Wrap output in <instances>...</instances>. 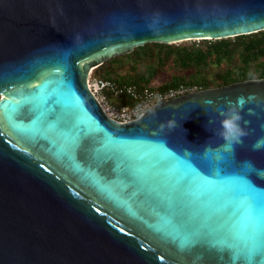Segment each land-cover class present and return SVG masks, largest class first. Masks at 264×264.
Returning a JSON list of instances; mask_svg holds the SVG:
<instances>
[{
    "label": "water",
    "instance_id": "1",
    "mask_svg": "<svg viewBox=\"0 0 264 264\" xmlns=\"http://www.w3.org/2000/svg\"><path fill=\"white\" fill-rule=\"evenodd\" d=\"M260 30L264 0H0V264H264L258 249L241 255L187 228L179 217L197 210L147 165L162 150L223 158L264 192V149L252 148L264 137V77L183 93L126 122L87 82L146 42ZM241 96L248 135L223 152L218 111Z\"/></svg>",
    "mask_w": 264,
    "mask_h": 264
},
{
    "label": "snow or ice",
    "instance_id": "2",
    "mask_svg": "<svg viewBox=\"0 0 264 264\" xmlns=\"http://www.w3.org/2000/svg\"><path fill=\"white\" fill-rule=\"evenodd\" d=\"M147 165L167 178L178 204L197 210L179 217L187 228L213 235L241 255L257 249L264 254V192L238 179L223 158L202 162L162 150Z\"/></svg>",
    "mask_w": 264,
    "mask_h": 264
},
{
    "label": "trees",
    "instance_id": "3",
    "mask_svg": "<svg viewBox=\"0 0 264 264\" xmlns=\"http://www.w3.org/2000/svg\"><path fill=\"white\" fill-rule=\"evenodd\" d=\"M186 41L146 42L129 53L108 58L92 73L117 83H132L141 87L149 84L159 67L176 69L178 74H171L170 79L159 88L182 82L207 88L264 77V30L220 39H198L197 43ZM124 64L127 71H118ZM107 96L115 104L133 101L126 95L115 97L108 92Z\"/></svg>",
    "mask_w": 264,
    "mask_h": 264
},
{
    "label": "built area",
    "instance_id": "4",
    "mask_svg": "<svg viewBox=\"0 0 264 264\" xmlns=\"http://www.w3.org/2000/svg\"><path fill=\"white\" fill-rule=\"evenodd\" d=\"M93 67L88 72V87L95 95L99 105L111 118L126 122L134 120L144 111L160 102L166 101L174 96L203 89L195 83H178L175 86L155 89L148 85L138 87L132 83H117L112 79L93 75ZM112 96L126 95L132 98L131 103L115 104L107 93Z\"/></svg>",
    "mask_w": 264,
    "mask_h": 264
},
{
    "label": "clouds",
    "instance_id": "5",
    "mask_svg": "<svg viewBox=\"0 0 264 264\" xmlns=\"http://www.w3.org/2000/svg\"><path fill=\"white\" fill-rule=\"evenodd\" d=\"M246 103L245 97H237L234 102L228 101L226 108L218 111L220 128L217 130V134L226 141L225 149L227 151H232L234 145L242 144L243 138L248 135L246 126L249 121L245 120L242 115ZM205 129L208 130L206 125ZM252 148L254 151L264 149V137L259 138ZM245 166L254 170V165L250 161L245 162Z\"/></svg>",
    "mask_w": 264,
    "mask_h": 264
},
{
    "label": "rangeland",
    "instance_id": "6",
    "mask_svg": "<svg viewBox=\"0 0 264 264\" xmlns=\"http://www.w3.org/2000/svg\"><path fill=\"white\" fill-rule=\"evenodd\" d=\"M186 42L188 43H197L198 42V39H195V41L193 40H187ZM144 62L146 61L145 58H143ZM148 61L150 59H147ZM155 61V60H153ZM118 71L120 72H126L127 71V65L124 64V65H121L120 68L118 69ZM178 74L177 70L176 69H172V68H165V67H159L158 71L153 75V77L150 79V82H149V86L152 87V88H158L160 89V85H162L163 83H165L166 81H168L170 79V75L171 74Z\"/></svg>",
    "mask_w": 264,
    "mask_h": 264
},
{
    "label": "flooded vegetation",
    "instance_id": "7",
    "mask_svg": "<svg viewBox=\"0 0 264 264\" xmlns=\"http://www.w3.org/2000/svg\"><path fill=\"white\" fill-rule=\"evenodd\" d=\"M215 87H217V86H215Z\"/></svg>",
    "mask_w": 264,
    "mask_h": 264
}]
</instances>
